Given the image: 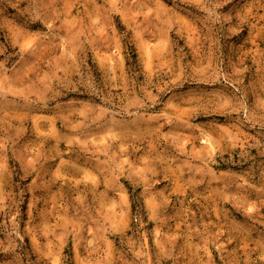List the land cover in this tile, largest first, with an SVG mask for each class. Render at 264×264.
I'll list each match as a JSON object with an SVG mask.
<instances>
[{
  "label": "rangeland",
  "instance_id": "rangeland-1",
  "mask_svg": "<svg viewBox=\"0 0 264 264\" xmlns=\"http://www.w3.org/2000/svg\"><path fill=\"white\" fill-rule=\"evenodd\" d=\"M0 264H264V0H0Z\"/></svg>",
  "mask_w": 264,
  "mask_h": 264
}]
</instances>
